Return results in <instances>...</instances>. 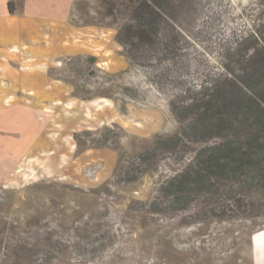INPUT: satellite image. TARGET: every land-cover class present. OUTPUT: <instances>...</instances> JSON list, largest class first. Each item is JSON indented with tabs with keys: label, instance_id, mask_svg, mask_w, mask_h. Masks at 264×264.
I'll return each instance as SVG.
<instances>
[{
	"label": "rangeland",
	"instance_id": "obj_1",
	"mask_svg": "<svg viewBox=\"0 0 264 264\" xmlns=\"http://www.w3.org/2000/svg\"><path fill=\"white\" fill-rule=\"evenodd\" d=\"M73 1L52 0L46 4L51 11L53 7H57L55 14L58 16L70 15L74 7L75 24L91 23L89 18L94 17L96 8L94 0H84L75 4ZM29 2L27 0L26 12L31 8ZM162 4L164 17L170 21L173 29L166 26L163 28L164 31L161 29V31L150 32L162 36L167 45L170 43L167 47L174 53L165 60L159 61L158 55L150 62L137 60L135 64L137 66H130L127 60L130 55L129 50L117 42L116 27H107L116 29L112 31L115 32L113 43L119 48L118 55L126 61L125 67L121 68L116 63L95 65V61L81 57L62 62L56 72L57 78L70 86L72 96L77 93L81 96L86 95L85 92L89 93L87 96L90 99L84 100L85 103L82 104L85 111L82 110L81 105L79 106L87 120L70 127L65 126L64 121H60L64 126L59 125L56 130L52 128L50 131L54 138L61 137L64 140L62 149L73 156L67 161L64 158L61 159L58 165L59 173L55 174L46 168L36 169L38 172L36 174L29 170L27 171L29 179L19 180V185L32 187L34 182L48 183L52 187L49 189L52 194L50 199H53L54 205L57 206L65 200L63 199L65 194L63 191L56 190L55 185L77 189L79 192H74L75 196L72 200L80 204L79 199L82 197L80 192L87 194L91 186L101 184L102 181L107 185L106 188L110 193H105L104 196L103 194L90 195L92 202L98 204L101 202L100 198H104L111 206L114 202L118 205L124 204L129 192L136 186L122 183L121 188L116 189L111 179L104 181L105 177L102 176L97 180L91 174L90 164L76 171V165L81 161L79 156L90 150V154L97 153L107 159L110 153L105 148H112L119 156L142 155L152 158L155 162L167 156L173 148L177 150L179 144L174 145L172 142L168 145L154 144L155 136L152 134H155V131L163 125V114L152 108L150 104L155 102L154 97L168 99L167 93L172 94L173 91L178 93V88L184 89L182 101L188 103L194 100V106L200 110L201 114L195 118V126L198 130L206 132L207 129L212 135L228 134V141L225 144L231 145L233 141L245 140L247 136L255 134L254 131L258 128L255 115L264 110V46L255 50L248 61L241 62L247 48L241 50L238 44L243 32L256 31L263 33L264 45V0H162ZM174 28L177 31H171ZM173 35L177 36V42H171ZM252 43L250 42L248 46L250 50ZM162 48L165 47L162 46ZM230 65L238 66L232 68ZM234 70H238L240 74H236ZM228 71L233 72L232 79L220 83V79ZM118 78L131 86L132 93L137 95L136 100L130 98L134 101L113 104L114 101L110 99L113 94L112 84L117 83ZM165 88H168V91L163 94ZM95 102L108 103V105L103 106L101 108L103 110L90 109L86 105ZM247 102L254 107L252 110L244 109ZM114 117H116L117 128L120 129L116 133H121V136L110 139L106 136L104 124H112L111 120ZM226 129L229 132H226ZM87 130L89 131L85 132ZM74 133H78L77 140L73 136ZM135 133L147 136L148 139L137 148L136 154L131 155L132 150L124 148L122 140ZM260 136L263 138L264 134L261 132ZM259 143L264 146V139ZM225 144L222 145L224 147H217L208 151L207 154H224L225 152L231 154L232 150L225 147ZM94 149L96 151H91ZM260 155L259 158L264 159V151ZM171 163L176 165L181 162L175 163L172 159ZM197 164L199 161L196 160ZM161 168V171L166 172L167 167ZM201 169H203L202 165ZM201 173L195 181L187 183L181 189L180 200H177L175 196L165 198L168 203L187 205L188 213L194 212L192 216L185 218L186 223L183 226L173 232L175 237L173 246L187 249L199 247V244L209 242L211 237L217 236L219 240L224 229L230 224H240L246 229L248 227L249 230L251 227L252 229L264 227V194L258 187L250 188L251 182L248 176L238 173L239 180L229 183L213 176L211 168H206V171L203 170ZM154 174L156 171L149 182L143 183L137 189V194H133V197L148 201L152 196L157 197L154 194L145 195L144 192L147 188L158 186L168 178L157 184ZM77 178H81L82 181H78ZM13 179L16 178L13 177ZM222 185L225 186L222 187ZM216 187L220 189L216 190ZM119 191L120 194H117L116 192ZM21 192L19 186L13 182L7 180L0 182V264H20L18 257L32 256L35 253L34 249L29 247L20 249L21 240L27 237L23 225H20L27 213ZM32 197L31 200H35L34 196ZM117 197L119 201L114 199ZM158 198L160 202H163L161 197ZM58 199L60 201H57ZM114 213L111 210V216H114ZM87 218L88 216H85L84 219ZM243 238L246 239V236L243 235ZM5 249L10 251L8 256H4ZM194 256L197 258V255L192 254L186 262L181 263L195 262Z\"/></svg>",
	"mask_w": 264,
	"mask_h": 264
},
{
	"label": "flooded vegetation",
	"instance_id": "obj_2",
	"mask_svg": "<svg viewBox=\"0 0 264 264\" xmlns=\"http://www.w3.org/2000/svg\"><path fill=\"white\" fill-rule=\"evenodd\" d=\"M256 35L257 38H255ZM262 38L263 33L260 32H243L238 45L241 50L247 49L243 53L241 62L248 61L255 50L264 46ZM250 42H253L251 50L248 49ZM234 71L240 74L238 70ZM232 74V71L224 73L220 83L231 80ZM121 80L123 79L118 78L117 83L112 84L113 94L110 99L114 101V105L117 104L116 102L134 101L130 98L137 99V95L132 93L131 86ZM165 82L166 80L162 84L165 85ZM178 90V93L174 91L172 94L167 93L170 112L173 117L188 122L173 136L164 137L158 132L163 129L165 131L166 128L174 125L171 119L162 113L163 125L155 131L154 135V144L168 145L172 142L174 145L179 144L177 150L173 148L167 156L153 162L148 156H119L112 148H105L110 153L109 158L90 163L91 174L97 180L102 176L105 177L104 181L111 179L116 189H120L122 183L136 186L129 192L124 204L118 205L114 202L111 206L104 198H100L101 204L92 202L90 195L103 194L104 196L105 193H110L106 188L107 185L101 181V184L91 186L87 194L80 192L82 196L79 199L80 204L72 200L75 196L74 192H79L77 189L55 185L56 190L63 191L65 194L63 198L65 200L56 206L53 199H50L52 194L49 189L52 187L48 183L34 182L32 187H23L24 185H19L18 182L29 179L27 175L20 172L8 175L6 180L17 184L22 191V202L27 211L24 215L26 219L20 222L27 235L26 239L21 240L24 245L21 243L20 249L29 247L35 251L32 256L18 257L20 264H182L181 262H186L192 254L197 255L198 264H264V242L260 238L264 227L258 229L251 227V230L247 227V230L240 224H230L224 229L219 240L217 236L211 237L209 242L187 249L173 246L175 239L173 232L183 226L186 223L185 218L192 216L194 212L188 213L187 205L168 203L165 198L177 193L175 185L179 179L192 174L191 170L198 166L197 159L204 157L203 155L208 151L225 141L223 139L217 144L209 145L214 139H219L220 135H212L207 129L206 132L198 130L195 126V118L201 114L200 110L194 106V100L188 103L183 102L184 89L178 88ZM167 91L168 88H165L163 94ZM85 94L84 96L78 93L73 95L77 105L72 110L63 112L64 123L68 121L71 125H77L87 120L79 109L80 105L83 107L84 100L90 99L87 96L89 93L85 92ZM115 119L116 117L111 120L114 125L104 124L107 138L121 136V133H116L120 129L117 128ZM187 129L190 130L187 131ZM76 134L78 133H74L73 136ZM189 153H193L194 157L185 164L181 172L164 180L158 186L147 188L144 192L145 195L154 194L157 197L152 196L148 201L132 196L137 194V189L143 183L149 182L161 159L171 158L175 163H179L184 161ZM116 193L120 194V191ZM32 196L35 198L33 201ZM158 197H161L163 202H160ZM118 198L114 199L119 201ZM111 210L115 212L114 216H111ZM85 216H88L86 220ZM5 252L4 256L10 254L7 249Z\"/></svg>",
	"mask_w": 264,
	"mask_h": 264
},
{
	"label": "crops",
	"instance_id": "obj_3",
	"mask_svg": "<svg viewBox=\"0 0 264 264\" xmlns=\"http://www.w3.org/2000/svg\"><path fill=\"white\" fill-rule=\"evenodd\" d=\"M29 1L31 8L26 12L27 0H0L1 183L8 175H27L29 170L36 174L40 168L57 174L61 159L73 157L62 149L64 140L50 133L52 128L64 126L60 123L62 113L77 105L70 86L57 78L64 60L81 57L94 59L95 65L116 63L121 68L127 64L113 43L112 31L116 29L77 25L74 7L70 15L58 16L57 7L52 11L48 8L52 0ZM86 105L103 110L108 103ZM65 124L71 125L68 121ZM102 157L87 151L79 156L75 170ZM260 236L264 242V232Z\"/></svg>",
	"mask_w": 264,
	"mask_h": 264
},
{
	"label": "trees",
	"instance_id": "obj_4",
	"mask_svg": "<svg viewBox=\"0 0 264 264\" xmlns=\"http://www.w3.org/2000/svg\"><path fill=\"white\" fill-rule=\"evenodd\" d=\"M94 2L96 5L95 15L89 18L91 21L89 24L116 27L118 31L116 35L117 42L123 48L129 50L130 55L127 57V60L130 66L135 65L138 62L137 60L150 62L153 57L158 55L160 56L159 61H163L174 53L173 50H169L167 47L170 43L167 45L162 36L158 33L153 34L150 32L161 31L166 26L173 29V26L169 23L170 21L164 17L162 0H94ZM11 7L12 3H9L10 12H12ZM171 31H177V29L174 28ZM172 41L177 42V36L173 35ZM162 46L165 48H162ZM90 60L92 61L94 59ZM252 108L254 107L249 102L244 106L246 111L248 109L252 110ZM263 111L255 115L258 128L254 131L255 134L253 136H247L245 140L233 141V145H231L225 144L228 141L229 135L220 134L218 138L224 139L225 141L217 147L225 144V147L232 150L231 154L230 152H225L224 154L206 153L203 155L204 157L197 159L199 164L197 168L191 170L192 174L179 179L175 185L177 193L174 196L178 198L177 200H180L181 189L187 183L195 181L202 174L201 171H206V168H211L213 176L229 183H234L236 182L235 180H239V174L246 175L250 178V188L255 189L258 187L262 194H264V159L259 158L261 156L260 154L264 151V146H261L259 143L260 140L264 139V137L262 138L260 136L261 132L264 134ZM226 132H229L228 129H226ZM77 137L78 134L75 135L76 140ZM201 165L203 169H201ZM224 186L222 185V187ZM219 189L220 187H216V190Z\"/></svg>",
	"mask_w": 264,
	"mask_h": 264
},
{
	"label": "water",
	"instance_id": "obj_5",
	"mask_svg": "<svg viewBox=\"0 0 264 264\" xmlns=\"http://www.w3.org/2000/svg\"><path fill=\"white\" fill-rule=\"evenodd\" d=\"M153 99V97H152ZM155 102L156 100L157 103H153V104H150L152 106V108H155L159 111H161L163 114H165L167 117H169L173 123L174 126H169L168 128L164 129L163 130H160L158 132V134H161L163 135L164 137H171L175 134V132L177 130H179L182 126H184L186 123H187V120H180V119H177L175 117H173L171 115V112H170V101L169 99H164V98H155L154 99ZM166 131H169V132H166ZM152 135H155L154 133ZM152 138V136H151ZM148 139L147 136H144V135H141V134H131L127 137H125L123 140H122V144H123V147L124 148H129L130 150H132V152L130 153L131 155H134L136 154L137 152V148H139V146H142L145 142V140ZM222 141L221 138L219 139H214L213 141H211L209 143V145H214V144H217L218 142ZM202 146V145H200ZM126 152V151H125ZM194 157V154L193 153H189L185 156V160L182 161L181 163L179 164H176V165H173L171 163L172 159L171 158H164V159H161L159 161V164H158V168L156 170V174L155 175V178L157 179V184H159L160 182H162L164 179L166 178H169V177H172L174 176L175 174H177L178 172H180L185 164L188 162V161H191ZM162 166H165L167 167V170L166 172L164 171H161L162 170ZM196 256H194V259L195 262H192L191 264H196L197 262V258H195Z\"/></svg>",
	"mask_w": 264,
	"mask_h": 264
}]
</instances>
